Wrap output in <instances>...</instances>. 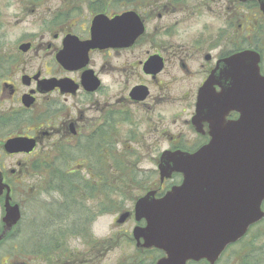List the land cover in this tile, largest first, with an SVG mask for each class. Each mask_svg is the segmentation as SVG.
Masks as SVG:
<instances>
[{
    "label": "flooded vegetation",
    "instance_id": "1",
    "mask_svg": "<svg viewBox=\"0 0 264 264\" xmlns=\"http://www.w3.org/2000/svg\"><path fill=\"white\" fill-rule=\"evenodd\" d=\"M6 5L25 33L11 49L0 50V179L5 185L0 216L8 192L22 219L16 187L24 182L29 246L42 255L37 264H112L105 263L110 247H99L92 235H98L94 224L112 217L114 175H139L142 183L158 175L143 183L142 192L154 191L156 197L181 182V174L174 173L170 179L179 177L178 183L165 186L160 159L166 151L193 153L210 140L209 122L196 119V107L212 70L251 50L259 55L264 75L260 3L9 0ZM236 118V112L225 116ZM13 138L30 140L31 149L7 151L5 143ZM144 159L153 167L141 166ZM136 200L127 220L135 221ZM262 224L264 216L254 227ZM261 234L248 231L217 261L233 248L236 264L249 252L255 255L252 264H264V249L255 238ZM111 240L107 236L103 243ZM127 243L133 251L119 264H154L163 256L132 234Z\"/></svg>",
    "mask_w": 264,
    "mask_h": 264
},
{
    "label": "water",
    "instance_id": "2",
    "mask_svg": "<svg viewBox=\"0 0 264 264\" xmlns=\"http://www.w3.org/2000/svg\"><path fill=\"white\" fill-rule=\"evenodd\" d=\"M258 1L264 13V0ZM258 63L256 52L243 50L212 70L199 90L196 107V119L209 122L210 140L193 153L164 152L160 179L178 172L181 183L160 197L148 191L136 200L135 218L144 219L145 224L135 225L132 235L137 242L143 241L141 246L163 251L154 264L202 259L214 264L228 244L263 218L264 75ZM214 86L220 90L215 91ZM230 112H236L238 118L227 121ZM31 147L32 142L25 138L5 143L9 152ZM4 186L0 179V192ZM128 215L120 214L117 223ZM19 218V207L10 204L7 192L0 241Z\"/></svg>",
    "mask_w": 264,
    "mask_h": 264
},
{
    "label": "rangeland",
    "instance_id": "3",
    "mask_svg": "<svg viewBox=\"0 0 264 264\" xmlns=\"http://www.w3.org/2000/svg\"><path fill=\"white\" fill-rule=\"evenodd\" d=\"M6 1L9 0H2V11L0 12V50L11 49L18 40V37L21 34L25 33L23 26L16 25L13 9L11 8V6L6 5ZM32 33L36 32L34 31ZM130 160L133 159H129V161ZM140 165L145 168L153 167L152 162L148 159L140 161ZM130 167H132V165ZM153 178L158 179V175L150 176L148 179H145V181L148 180L149 183V181ZM153 181L154 180H152V182ZM178 181L179 177H174L170 180L167 179L165 181V186L167 187L171 183H178ZM141 183L142 181L139 178V175H114L115 188L113 194L114 205L112 217L106 216L103 218V220H100L93 225V229L98 235H92V237H97V241H100L101 245L99 247H102L105 244V246H108L111 249V251L107 255L108 258L105 263L119 264V261H121L124 257L129 255L133 251V247L127 243V235L131 234L132 227L136 224L135 221L133 219H130L122 224H117L115 222V219L123 210L132 209L133 201L143 192V183L142 186ZM16 188V200L22 204L23 215L20 224L18 225L19 228H16L18 230L16 231L15 235H12V238L0 247V264L43 263L41 261V252H36V249L32 250L29 246L32 245L31 242L33 241V239L28 234L30 229V220L28 219L26 185L23 182V184L20 183ZM112 218L114 220L113 222L111 220ZM253 232L262 233L257 240L256 246L264 249V224L257 226V228L253 230ZM107 236L111 237V242L109 241V243H103L105 242V238ZM23 245L28 246L27 251L21 250ZM236 256L237 254H234L233 248L229 249L226 253H224L223 256H221L217 264H236Z\"/></svg>",
    "mask_w": 264,
    "mask_h": 264
},
{
    "label": "trees",
    "instance_id": "4",
    "mask_svg": "<svg viewBox=\"0 0 264 264\" xmlns=\"http://www.w3.org/2000/svg\"><path fill=\"white\" fill-rule=\"evenodd\" d=\"M252 231L255 230V227L253 229H251ZM260 235H255V238H258ZM12 238V235H6L5 238L0 242V247L5 244L9 239ZM253 240V239H252ZM24 244V243H23ZM28 247L26 245H23V247L21 248V250L23 251H27ZM254 252H249L247 255H245V262L242 264H252L251 263V259L253 258Z\"/></svg>",
    "mask_w": 264,
    "mask_h": 264
}]
</instances>
